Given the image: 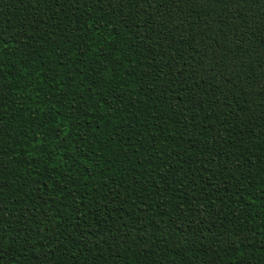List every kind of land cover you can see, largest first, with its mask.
Masks as SVG:
<instances>
[{
	"label": "trees",
	"instance_id": "16d2710c",
	"mask_svg": "<svg viewBox=\"0 0 264 264\" xmlns=\"http://www.w3.org/2000/svg\"><path fill=\"white\" fill-rule=\"evenodd\" d=\"M0 264H264V0H0Z\"/></svg>",
	"mask_w": 264,
	"mask_h": 264
}]
</instances>
